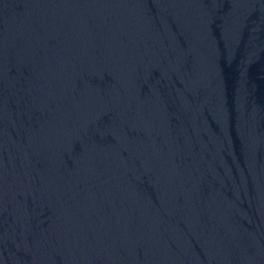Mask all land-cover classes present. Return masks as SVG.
Instances as JSON below:
<instances>
[{"label":"water","instance_id":"obj_1","mask_svg":"<svg viewBox=\"0 0 264 264\" xmlns=\"http://www.w3.org/2000/svg\"><path fill=\"white\" fill-rule=\"evenodd\" d=\"M0 264H264V0H0Z\"/></svg>","mask_w":264,"mask_h":264}]
</instances>
